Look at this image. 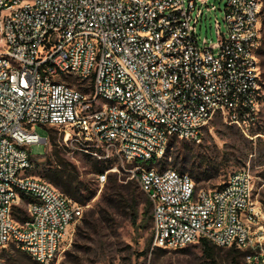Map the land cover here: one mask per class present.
Masks as SVG:
<instances>
[{
	"label": "built area",
	"instance_id": "built-area-1",
	"mask_svg": "<svg viewBox=\"0 0 264 264\" xmlns=\"http://www.w3.org/2000/svg\"><path fill=\"white\" fill-rule=\"evenodd\" d=\"M209 0H0V264L17 247L39 264L61 253L84 206L31 175V148L66 145L124 173L152 203V250L202 239L264 264V208L250 169L220 187L162 168L174 139L199 144L215 117L239 122L261 101L262 0H228L227 33L199 44ZM25 212L20 221L16 214Z\"/></svg>",
	"mask_w": 264,
	"mask_h": 264
},
{
	"label": "rangeland",
	"instance_id": "rangeland-1",
	"mask_svg": "<svg viewBox=\"0 0 264 264\" xmlns=\"http://www.w3.org/2000/svg\"><path fill=\"white\" fill-rule=\"evenodd\" d=\"M227 1L209 0L208 5L216 4L218 11H207L206 6H203L204 16L197 26L200 45H203L205 39L209 44L217 42V19L222 24V32L227 33L224 22ZM258 56L261 83L259 110L239 122L215 117L206 126L203 141L199 144L176 139L162 162V168L171 167L188 173L198 189L220 187L233 172L250 169L256 183L255 197L264 208V0L260 11ZM37 131L42 138L48 137L50 144L32 146L34 167L31 175L51 183L57 162L76 170L79 179L94 195L90 202L83 205L84 218L102 201L108 191V181L105 184L98 183L94 161L66 145L64 133L56 128L47 129L38 125ZM201 164L203 167H200ZM206 164H209L208 171L204 167ZM114 174L109 173L108 179ZM117 175L120 183H132L130 193L138 198L135 207L116 209L113 221L108 223V227L97 226L94 231L85 229L82 218L74 226V231L63 245L61 253L50 264H211L204 257L200 244L178 250H152L150 243L153 224L150 221V227H146L143 217L146 194L136 181L128 180L124 173ZM198 177L201 179H197ZM2 257L6 264H37L14 246L6 249ZM217 259L219 264H248L245 257L233 262L228 249L221 250Z\"/></svg>",
	"mask_w": 264,
	"mask_h": 264
},
{
	"label": "trees",
	"instance_id": "trees-1",
	"mask_svg": "<svg viewBox=\"0 0 264 264\" xmlns=\"http://www.w3.org/2000/svg\"><path fill=\"white\" fill-rule=\"evenodd\" d=\"M53 139L55 140L56 138L54 137ZM175 140L176 139L173 140L172 146ZM59 146L60 145H58V147ZM55 153H57V151H55ZM85 156L94 161V169L98 174L105 173L111 168V165L109 164L104 163L103 165V162L95 160L88 155ZM208 166L209 164L204 166L206 171L209 169ZM200 167H203L202 164ZM117 177V174L111 175L109 177L108 191L105 192L102 201L96 205V208L90 210L83 218L85 229L94 231L97 226L108 227V223L113 221V216L116 214L115 211H117L116 209L123 210L125 208H134L137 204V196L130 193L132 183H120ZM197 179L200 180L201 177H198ZM51 183L53 186L55 185L54 187L59 189L65 196L79 203L80 205H86L94 197L93 193L89 190V187L79 179L77 171L69 169L62 162H57V166L54 168V175L51 177ZM144 204V222L146 227H150V221H152V203L150 202L147 195L144 197ZM15 216L20 221H25L27 219L25 212L16 214ZM199 244L202 247L204 257L208 259L211 264H219L217 256L224 248H219L204 239H202ZM228 251L233 262L238 261V258L240 257L246 258L248 255L247 252L238 250L235 247L228 248ZM32 261L35 262L34 260Z\"/></svg>",
	"mask_w": 264,
	"mask_h": 264
}]
</instances>
